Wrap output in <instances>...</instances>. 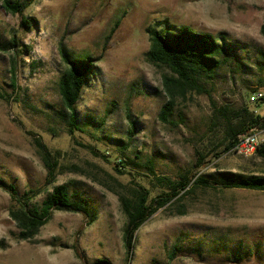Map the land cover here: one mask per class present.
<instances>
[{
	"label": "rangeland",
	"instance_id": "1",
	"mask_svg": "<svg viewBox=\"0 0 264 264\" xmlns=\"http://www.w3.org/2000/svg\"><path fill=\"white\" fill-rule=\"evenodd\" d=\"M24 17L36 25L20 28L21 17L6 12L0 0V94L10 95L0 96V179L20 193L40 190L31 205H41L51 186L44 185L36 138L61 153L53 185L87 199L95 221L86 225L80 214L55 211L32 241H17L10 198L0 189V264H83L71 248L75 242L88 264H264L263 191L198 189L182 201L184 215L172 204L141 225L128 257L120 203L135 186L132 178L154 190L146 162L154 164L156 176L177 180L198 152L214 148L222 136L212 121L214 107L253 109L252 93L264 94V0H35ZM163 21L223 33L238 54L203 82L201 93L177 99L171 124L158 116L167 101L162 78L170 72L146 56V29H159ZM13 39L18 46L10 45ZM61 48L74 59L92 58L96 67L75 107V140L58 92L67 69ZM121 153L134 162L123 175L112 164ZM215 171L264 176V160L226 153L200 174ZM175 245L182 251L171 261L167 254Z\"/></svg>",
	"mask_w": 264,
	"mask_h": 264
},
{
	"label": "trees",
	"instance_id": "2",
	"mask_svg": "<svg viewBox=\"0 0 264 264\" xmlns=\"http://www.w3.org/2000/svg\"><path fill=\"white\" fill-rule=\"evenodd\" d=\"M34 1L21 3L18 0H2V8L6 12L19 15L21 17L20 28L29 29L36 25V20L24 17V12ZM118 25L119 21L111 29L108 38L112 36ZM156 26L159 29L155 27L146 29L150 40L146 56L149 62L164 67L170 72L162 78L167 101L160 109L158 116L162 123L171 124L177 99L184 98L191 91L201 93L203 82L212 80L221 66L237 57V46L227 41L223 33L218 35L201 33L186 25L171 26L167 21L159 22ZM260 32L264 37V20ZM10 45L18 46L14 39ZM4 46L5 44L0 43V47ZM20 51L17 49V52ZM60 53L67 64V69L60 76L58 92L66 112L63 113V121L67 126V133L75 140V133L79 131L75 107L96 67L91 63L92 58L90 57L74 59L69 57L62 48ZM15 70L13 63L11 86L14 91L17 90ZM255 92L259 91L253 93ZM0 96L2 99L10 98L8 94H0ZM251 105L253 109L247 105L237 109L229 106L214 107L212 121L214 125L220 126L221 138L209 152H198L191 170L179 174L177 180L156 176L152 162H146L145 168L151 175L147 176L148 179L155 184L153 188L155 191L149 189L144 180L138 181L132 178L134 188L131 189L129 195L120 196L122 211L126 217L122 240L127 257L131 255L135 233L141 225L158 210L171 208L172 204L177 209V215H184L186 208L182 201L198 189H240L264 192V176H248L230 171L200 174L211 159H219L223 154L229 153L238 144L241 135L264 130V109L260 110L264 106V94L258 102ZM34 144L46 170L44 185L51 186V191L41 205L36 207L31 203L41 193L40 190L28 189L20 193L15 185L0 179V189L10 198L8 216L17 228V232L13 234L14 238L17 241H32L55 211L80 214L84 217L86 225H91L95 221V216L88 200L70 193L66 185H53L60 170V151L50 150L36 138H34ZM254 155L264 160V142L257 148ZM102 157L107 158L104 155ZM207 159L210 160L207 161ZM112 164L115 172L123 175L127 173V167L134 162L121 153ZM71 248L76 258L83 264H88L81 253L78 242H75ZM181 251V248L175 245L172 250L168 251V259L172 261ZM96 264H108V262L98 260Z\"/></svg>",
	"mask_w": 264,
	"mask_h": 264
},
{
	"label": "built area",
	"instance_id": "3",
	"mask_svg": "<svg viewBox=\"0 0 264 264\" xmlns=\"http://www.w3.org/2000/svg\"><path fill=\"white\" fill-rule=\"evenodd\" d=\"M262 97V92H255L250 96L249 103L254 104ZM263 132L264 130L241 135L238 144L229 153L241 157L254 155L257 148L264 142Z\"/></svg>",
	"mask_w": 264,
	"mask_h": 264
}]
</instances>
